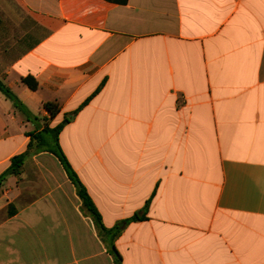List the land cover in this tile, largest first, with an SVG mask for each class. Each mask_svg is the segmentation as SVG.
Masks as SVG:
<instances>
[{
	"label": "crops",
	"instance_id": "0c3cea01",
	"mask_svg": "<svg viewBox=\"0 0 264 264\" xmlns=\"http://www.w3.org/2000/svg\"><path fill=\"white\" fill-rule=\"evenodd\" d=\"M0 82V264H114L42 122L122 264H264V0H0Z\"/></svg>",
	"mask_w": 264,
	"mask_h": 264
},
{
	"label": "trees",
	"instance_id": "16d2710c",
	"mask_svg": "<svg viewBox=\"0 0 264 264\" xmlns=\"http://www.w3.org/2000/svg\"><path fill=\"white\" fill-rule=\"evenodd\" d=\"M23 84H25L27 87H29L31 90H36L38 87L37 82L31 78H25L22 80ZM0 91L3 92L9 99H11L16 107H20L21 103L20 101L13 95V93L2 83L0 82ZM45 108L51 112V114L56 113V110H53V105L46 104ZM68 122V121H66ZM64 124L58 126L57 128L50 131L54 135L55 142L49 146V152L53 155H55L61 164L63 165L65 171L68 174L69 179L71 182L75 185L77 189L78 196L82 202L83 210L85 213L93 220V223L95 225V228L99 234V237L101 238L102 242L107 247L109 253L114 258V264H122V258L115 246L116 238L120 235L122 228L120 226H117L113 229H107L102 221V217L100 213L98 212L97 208L95 207L93 201L91 200L86 188L83 186L81 181L79 180L78 176L72 169L71 165L68 163L65 155L63 154L61 148L58 145V134L63 129ZM40 138L39 136L35 137V139ZM32 147V141L29 143L28 151ZM27 154H21L12 159V166H11V174L13 175H20L21 167L24 163L25 157ZM14 208L13 206L9 207V215H13ZM142 218L139 217V215H135L132 218V221H141ZM127 222H124L123 224H126Z\"/></svg>",
	"mask_w": 264,
	"mask_h": 264
},
{
	"label": "rangeland",
	"instance_id": "374dc122",
	"mask_svg": "<svg viewBox=\"0 0 264 264\" xmlns=\"http://www.w3.org/2000/svg\"><path fill=\"white\" fill-rule=\"evenodd\" d=\"M41 129H43V133H39L38 136L40 138L35 139L32 143L31 152L39 153V152H49V146L55 142L54 135L50 133L51 129L46 128L45 122H42Z\"/></svg>",
	"mask_w": 264,
	"mask_h": 264
}]
</instances>
